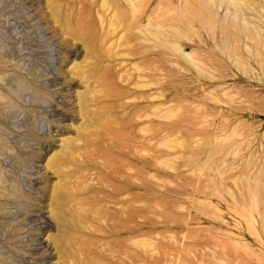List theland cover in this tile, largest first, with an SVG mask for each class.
Returning a JSON list of instances; mask_svg holds the SVG:
<instances>
[{"label":"rangeland","instance_id":"obj_1","mask_svg":"<svg viewBox=\"0 0 264 264\" xmlns=\"http://www.w3.org/2000/svg\"><path fill=\"white\" fill-rule=\"evenodd\" d=\"M103 1L70 0L61 8L65 19L80 14L91 22L81 37L64 32L48 0H0V264L36 261L30 250L37 241L47 248L46 264H60L53 241L63 234L49 206L57 184H67L52 159L69 145L85 146V137L113 147L109 136L120 127L129 129L131 151L120 142L114 154L123 156L120 171L134 177V208H104L121 214L106 217L119 225L102 241V249L112 246L109 264H264V0H136L133 21L146 15L151 34L143 28L133 35L108 26L123 0L108 1L113 12ZM126 50L115 59L105 54ZM106 67L121 78L140 74L150 86L122 100L100 97L87 108L90 126L80 105L87 92L105 88L82 78ZM122 102L142 110L138 127L115 122L114 114L129 113L117 108ZM97 171L90 169L88 183L108 188L107 170ZM33 211L48 229L29 223Z\"/></svg>","mask_w":264,"mask_h":264},{"label":"bare ground","instance_id":"obj_2","mask_svg":"<svg viewBox=\"0 0 264 264\" xmlns=\"http://www.w3.org/2000/svg\"><path fill=\"white\" fill-rule=\"evenodd\" d=\"M52 5L50 7L51 13L57 21L62 24V28L64 32L69 34L80 35L81 37H87L91 33V25L90 23L84 22L83 15L79 14L77 16V20L71 21V16L69 19H65L62 17L61 8L64 7L70 0H48ZM109 0H105L102 3V8L110 11ZM83 2V1H82ZM136 0H123L125 3V9L121 12L112 13L109 20V28L112 33L115 35L120 34L118 31L121 28L123 31L133 35L132 32L140 31L143 28V31H140L142 34H151L148 30L149 27V19L148 17L142 16L138 20H134L133 18L138 13V6L135 3ZM57 4H61L58 6ZM82 4V3H80ZM141 7V6H139ZM91 9V8H90ZM115 9H112L110 12H113ZM83 17V18H82ZM127 21V22H126ZM126 22V23H123ZM163 26V25H162ZM160 37L161 41H164V30L163 27H160ZM137 31V32H138ZM108 32V31H107ZM92 36V35H91ZM95 40L99 42L98 37L92 36ZM133 36H129V39H132ZM119 45L113 46V48H118ZM100 51H98L99 54ZM129 52L123 51L118 54L117 57L112 56V52L105 53L107 55V59H115L120 57V54H128ZM133 53V50H131ZM162 56V54H161ZM144 58V57H143ZM141 58L142 62L147 61L146 58ZM100 57L97 55L96 61L99 60ZM162 59V58H161ZM119 66V65H118ZM163 67V66H162ZM99 68V67H97ZM103 69V70H102ZM99 71L101 73H96L92 75H87L82 78L85 81L86 85H89L90 82L94 84V88H105V90L101 94L92 95L91 91L87 92L85 95L91 97H84L85 101L80 105V110L78 111L85 114V117L90 118V126L92 125V121L95 118L93 114H89L87 110L88 106L96 105L99 99L102 96L113 97L117 96L121 100L123 98H128V94L132 91H136L139 89L149 88L150 82L144 81V77L141 78L140 74H137L140 69H135V73L137 74L134 79L132 75H126L125 77H118V72L115 67H106L100 68ZM103 71V72H102ZM127 77V79H125ZM126 85H122V84ZM50 87L55 86V78L50 79ZM57 86V85H56ZM131 86V88H128ZM161 90H163V84H161ZM149 95L144 94L145 98ZM163 95H161V100ZM133 99H131V103ZM120 103L117 105V108H120L121 111L125 109H129V113L123 115L121 112L114 114L115 122L118 124H123L127 126H139L138 122L134 119L135 117L141 113L140 107L133 103ZM160 110L162 113V117H164V100L160 102ZM52 116L62 120L65 118L60 112L52 110ZM125 130H129L124 127H120V130L114 134L110 135L109 139L114 138V146L103 148L99 143L94 142L95 140L85 139V146H68V149H65V152L60 154L58 157L52 159L51 166L54 169V172L59 175L61 178L59 182H64L67 185L63 186L62 183L57 184V190L54 192V195L51 196L50 199V208H52L54 212V217L56 219V224L62 231V234L59 239L53 241L55 246V253L59 256L58 260H60V264H109L107 251L109 248L112 250L111 243L108 248H103L104 244L107 241H103L104 236H112L114 232L118 229L119 225L114 223H107L106 217H110V220L119 219L121 214L112 213L111 216H108L107 207L108 204H113L119 206L118 208H134L132 203L131 192L135 190V186L132 182L133 175L132 174H123L120 171L121 159L119 156L114 154L116 149H120V142H126L125 145H121L123 148H127V154H130L131 146L130 141L131 138H125ZM108 139V140H109ZM120 144V145H119ZM128 145V146H127ZM90 150L84 151L83 149ZM122 149V148H121ZM83 150V155L80 157L78 153ZM68 151V152H67ZM100 153H104L107 156L108 163H99L97 158L100 157ZM111 154V155H110ZM126 154V153H125ZM114 155V156H112ZM126 156V155H125ZM81 158V160H79ZM97 170L98 173L100 171L107 170L105 180L110 181V185L108 188H104L102 186V182H96L90 185L88 182L90 180L89 171ZM38 172V171H37ZM34 175V174H33ZM68 178L70 181H67ZM71 179H74L71 182ZM29 182V181H28ZM33 187L38 185V181L33 179L31 182ZM92 193L93 197L87 199L84 198L85 195ZM127 195L128 198L126 200H122V196ZM29 215V214H28ZM27 220L29 223H35L39 229H48L49 222L43 216L40 211H33L28 216ZM92 224H96L95 229L92 230ZM98 233L100 235H95ZM132 230L129 231L128 235L131 236ZM99 237V238H98ZM69 240V241H67ZM132 244L130 240V245ZM118 249H124L122 243L115 245ZM34 256H37L36 261L29 262V264H46V258L49 256L47 254V248L45 247V243L43 244L41 241H37L34 247L30 250ZM131 254V253H130ZM129 254V260L131 261L132 256ZM117 264V262H114Z\"/></svg>","mask_w":264,"mask_h":264}]
</instances>
